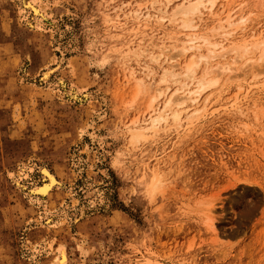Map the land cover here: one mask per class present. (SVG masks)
Masks as SVG:
<instances>
[{
	"label": "rangeland",
	"instance_id": "obj_1",
	"mask_svg": "<svg viewBox=\"0 0 264 264\" xmlns=\"http://www.w3.org/2000/svg\"><path fill=\"white\" fill-rule=\"evenodd\" d=\"M153 1L43 0V17L22 0H0V264H55L61 245L67 264H264V78H231L264 65L251 44L264 29V0H218L219 14L196 28L179 19L186 1L165 12V0ZM137 9L167 18L139 22ZM239 15L248 19L232 41L251 50L211 89L205 111L134 141L132 119L162 72L155 65L128 103L143 75L134 48L171 54L195 31L221 41L222 29H234L222 24ZM212 60L218 71L232 58ZM155 164L165 180L150 198L139 175ZM42 167L58 180L46 195L31 190L46 181Z\"/></svg>",
	"mask_w": 264,
	"mask_h": 264
},
{
	"label": "bare ground",
	"instance_id": "obj_2",
	"mask_svg": "<svg viewBox=\"0 0 264 264\" xmlns=\"http://www.w3.org/2000/svg\"><path fill=\"white\" fill-rule=\"evenodd\" d=\"M41 1L43 0H22L24 5L28 6L33 11L34 15L40 14L44 17L47 15L49 8L45 6L43 7ZM156 1H153V3H156ZM160 1L161 3L162 2L164 3L163 0ZM184 1L186 2L184 3ZM158 2L159 1H157V3ZM170 3L171 0H165V6H163L164 12L167 10L165 8L168 7ZM182 3L184 4H181L182 6L180 5V7L178 5L179 8L178 7L177 8L180 10V13L184 14L179 18L181 20V24L183 25V27L196 28V26L199 25V21L202 18H204V16H208L209 18H213V17L215 18L219 14L218 10H215L218 4V0H182ZM172 12L175 13V11ZM230 12L231 10H227L226 16H228V18L230 17L232 18ZM129 13L123 15L118 13L117 18L113 20L116 26H120V24L129 23V18L131 17L133 12L132 14L131 12ZM135 13L136 16L133 19L139 22L143 20H150L155 17L162 20L167 18L166 15L157 14L156 12H152L150 9L145 11L137 9L135 10ZM120 17H123V19H121ZM36 18L34 21L35 22L34 25H40L41 21L37 20ZM247 19H248L247 16L239 15L238 18L229 21L228 24L226 25L222 24L223 26L220 25V27L221 26L234 27V29L232 30L222 29L220 35H222L223 33H225L226 35L224 36L225 39L221 41L214 40L213 37H209L207 35H203V34L201 35L199 34L200 32H196V31L194 33L187 32L185 36L187 37L188 35H193V36H191L189 39L187 38L186 40H183L180 47L177 48V50L172 52L171 54H165L163 52L164 49L163 50L161 49V51H156L151 47L146 49L142 45H139L136 48H134L133 52L137 55L138 58L137 60L141 64L140 65L141 69L139 70L143 73V75H140V77L138 76L139 78L138 77L136 78L137 86L135 88V93L133 95V99H131V101L129 100L128 102L131 105L135 103L137 97L141 94L144 88L146 86L148 88V85H150L147 83V81L145 82L144 80L145 76L151 77L153 79L151 74L155 72V65L162 66L161 68L162 72H160V75L156 81L154 92L152 93L150 102H148L149 105L147 106V109L144 111V115L141 114L142 115L141 116L138 114L137 116H134V118L132 119V123L134 124V126L129 128V133L131 138L135 139L134 141L141 143L143 140L147 138H152L156 136L158 132H160L165 128L180 126L183 125L185 122L186 123L191 122L193 124L192 121L194 120L196 121V119L199 118V116L205 111L203 110L202 106L210 101L209 94L213 92L211 91V89L214 86H216L218 82L221 80L223 81L222 85H225V82L227 80L234 77H238L239 75L251 74L254 80L260 76H263L264 78V65L252 71L245 72L243 70L244 71V72L242 71L243 74L242 72L236 73L235 75L230 73V71L234 70L235 68V64L237 63L236 60L237 57L243 58L246 55V53H248L251 50L250 44H248L249 41L244 40V42H240V43L233 42L235 38L233 34H231L233 33L234 30H236V28H239L242 23L247 22ZM241 36H244V33ZM251 36L252 38L253 37L256 38L255 41L253 40L254 42L252 41L253 43L251 44L261 50L258 52L259 54L257 56L258 59H264V29L261 28L256 33L252 32ZM227 39L230 42L229 43L227 41V43L231 44L230 48H226L227 43H225V41ZM202 47H205L206 50H204ZM196 49L200 50L197 56L195 51ZM191 50L194 51L192 52ZM188 52H190V55ZM227 54H231L232 60L224 61L222 66L219 67V70L216 71L217 66L214 65H216L217 62H214L212 59L214 58L217 59V57H225ZM178 56L179 57L184 56V58L180 59ZM185 56L187 57L185 58ZM203 63L205 67L201 68V65ZM257 63H261V61H258ZM126 66L125 68L129 69ZM51 72L52 70H48L47 72H45L42 79L44 80L47 79ZM131 73L134 75L133 71ZM227 73L229 75H227ZM231 75L233 76L230 78ZM60 83H62L61 79H60ZM238 88L241 89V85ZM149 90H152L151 87L149 88ZM235 97L233 99L234 102L240 100V98L238 99L237 97L236 98ZM156 101L158 102L161 101V102L159 103L160 106L157 105V107L155 108L154 103ZM230 102L231 104L233 103L232 101ZM234 108H236V106ZM96 115L99 116V118L104 117V114L98 111ZM41 170L43 176L46 178V181L43 182L41 185L32 187L31 190L32 192H39L43 195H46L51 190L52 186L55 183L57 184L58 180L55 174L49 168L42 167ZM143 170H142L143 172L139 175L140 176L139 183L141 185V186L139 185L140 186L139 191H141V193L144 196L153 198L155 193L157 191H160L163 187L165 180L163 169L159 167L157 164H155L152 166H148ZM16 181L20 182L19 180ZM212 206L208 208V211L212 210ZM210 224L212 225V227L215 226L213 221ZM58 248H59L58 249L59 255L54 263L67 264V253L65 246L61 245Z\"/></svg>",
	"mask_w": 264,
	"mask_h": 264
}]
</instances>
